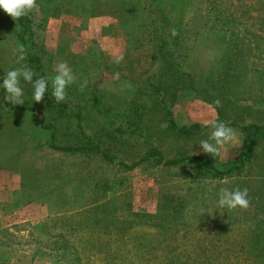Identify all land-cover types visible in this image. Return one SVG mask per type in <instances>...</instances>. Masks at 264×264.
I'll list each match as a JSON object with an SVG mask.
<instances>
[{"label":"rangeland","instance_id":"obj_1","mask_svg":"<svg viewBox=\"0 0 264 264\" xmlns=\"http://www.w3.org/2000/svg\"><path fill=\"white\" fill-rule=\"evenodd\" d=\"M167 1L173 18L188 28L185 69L196 78V92L208 89L211 100L225 97V104L219 105L233 114L234 118L225 119L236 131L239 144L225 145L217 157L202 151L199 142L208 140L212 131L205 125L221 121L220 115L216 104L204 99L203 93L201 98L184 87L169 103L180 125L199 130L191 137L166 132L160 120L163 116L145 105L137 110V121L132 125L139 131H133L127 122L123 123L124 131L112 130L111 121L121 119L116 115L135 109L139 90L146 92L137 103L153 104L152 89L144 88L148 82L133 84L134 76L126 79L120 75L131 74V66L140 77L150 67L148 43L132 52L131 34L142 25L141 17L124 15L119 0H36L33 12L40 27L32 50L42 57L50 81L56 74L55 65L68 64L75 77L68 87L76 89L72 94L88 108L80 129L75 118L48 110L25 90L24 103L19 105H36L42 110L47 117L44 124L57 128V145L81 146L86 136L96 138L116 162L106 161L97 150L52 149L47 144L50 130L42 127V116L37 112L0 109V264H72L74 251L81 256L80 264H144L151 247L177 243L171 236L186 229L187 248L198 249L203 232H208L206 240L213 250L233 248V242L249 244L254 223L264 219V133L253 135L246 145L253 129L245 126L263 123L264 112L248 113V107V112L235 114L245 105L259 108L255 101L264 100V0ZM211 9L221 12L222 17L232 12L236 26L219 27L209 15L201 17ZM10 28L0 15V84L7 71L24 68L18 54L13 53L21 43ZM226 29L227 33L222 32ZM233 29L242 54H220V37L225 34L227 42ZM121 55L123 60L116 63ZM103 67L107 71L99 69ZM226 69L230 74L224 76ZM84 81H90L91 86L81 91ZM5 95L0 88V99L5 100ZM150 148L163 152L166 159H196L177 165H164L155 157L141 161ZM245 152L243 168L233 170L223 180L197 175L206 158L224 170L237 166ZM139 161L131 169L121 163ZM237 187L248 189L249 207L218 208L219 190ZM180 202L187 205L184 219L173 223L161 224L159 218L135 215L155 216L167 203L177 206ZM235 218L242 222L233 221ZM164 237L168 240L161 244ZM115 252L123 257L115 259ZM158 253L163 256L162 251ZM225 258L227 263L252 260L231 253Z\"/></svg>","mask_w":264,"mask_h":264},{"label":"trees","instance_id":"obj_2","mask_svg":"<svg viewBox=\"0 0 264 264\" xmlns=\"http://www.w3.org/2000/svg\"><path fill=\"white\" fill-rule=\"evenodd\" d=\"M78 1L81 2V0ZM165 1L167 0H119V2L122 3V5L119 6L126 12L124 15L129 16L130 19H140L141 17L142 25H139V28L136 29L137 32L135 34H131V45H133L132 52L133 50L135 52V50L138 47L142 46L144 43H148L149 48H147L146 54H148L150 62V67L145 71H142L140 73V77L136 76L137 72L131 69V66V74L121 73L120 75L122 77H125L126 79L129 78V75L134 76L132 82L133 84L141 83L143 82L142 80L148 82L145 84L144 88H146L147 90L149 88L152 89L151 96L153 98V104L150 106H147V104L145 103L138 104L137 102H140V99L142 98V96L145 95L146 92L143 89L139 90L138 95L134 98L135 109L129 108L126 109L123 114L116 115V117H120L121 119L117 121L114 119L111 121V126L113 127L112 130L115 129V131H124L122 126L124 122H127L129 123V126L133 127V131H139V128H137V126L132 125L135 124L134 122L137 121V110L145 105L146 107H150L151 111H156L163 116L160 120L165 123L166 132H173L184 137H191L196 131L199 132V130H194L190 126L180 125L175 120L174 112L171 107V102L169 103V99L175 98V96L177 95V91L183 87L186 92H189L191 94L192 92L199 95L200 93H203V98L212 101L213 104H216L215 101L217 100H219L221 104H225L224 102H222L226 100L224 96H218L215 98V100H211L213 97L208 96V89L196 92L195 87L193 85L194 82H196V78L191 74V72L185 69L187 59L186 54H189L186 52L187 38H185L188 32V28L184 27L181 21L179 22L178 20H175L173 18V10H171L169 6H167ZM0 15L2 19L11 26L10 29L18 37L19 42L25 46L26 53L25 59L22 60L23 66L30 68L34 72L33 80L38 79L40 77L48 78L47 73L44 69L42 57L37 55V52L32 50V45L35 43V41H37V29L40 27V23H38L39 19L35 17V13L31 11L27 15L19 18L17 21L11 18L6 12H4L3 9H0ZM208 15L209 20H213L215 25L219 27L228 26L229 29L232 25L236 26L233 22L236 20H234V14L232 12H230L229 16L222 17L221 12H216L215 10L211 9L206 13V15H201V17L206 18ZM222 32L227 33V29L223 30ZM173 33H175V35H173ZM234 34L237 33L233 29L231 34L227 35V37L230 38V40H228L227 42H225L227 39L225 37V34L223 35V37H220L223 44V50L222 52H220V54H242L243 49L239 47L240 40L236 39ZM130 56L131 55L129 54V57ZM230 65L231 64H229L227 67H229ZM99 69L102 70V72L107 71V67ZM147 70L151 71L147 72L146 76L142 79L144 73ZM228 74H230V72L228 69H226L224 72V76H227ZM235 74L237 76L241 75L240 73ZM21 82L23 84V86L21 84L22 89L29 94H33L34 90L32 84L24 81L23 78ZM89 86H91L90 81H88L86 84V87ZM67 89L68 90H66V100L60 103H56L51 95L52 86L51 81L49 80L48 89L45 92L44 98L40 103L44 104L48 110L55 111L57 113H64L69 117L75 118L77 120L78 126L81 129L83 116L85 114L86 109L88 108V104L82 103L79 97L72 94V92L76 89L70 87H67ZM90 97L91 96H89L88 98ZM199 97L202 98L201 95ZM158 99H160V103H158ZM255 102L260 104L259 108H252L251 106L245 105L241 107V112L235 115L240 116L243 112H248V107L250 108V111L248 113H263L264 100ZM216 106L217 111L220 115L219 118L222 122L226 123L225 117L234 118L233 114H230L226 108H222L220 105L217 104ZM0 109H6L9 111L30 110L37 112L40 116H42L40 118V120L42 121V127L44 129L50 130L49 136L47 138V144L52 147V149L71 152H88L97 150L101 153L103 159H105L106 161L116 162L113 155H111L107 150L102 149V144L100 140L95 141L96 138H90L86 136L87 141L83 142L81 146L57 145L55 142L57 128L53 125L44 124V119H46L47 117L42 113V110H40L36 105H13L8 101L0 99ZM143 116L144 115L141 114V117ZM245 127L253 129V131L245 139L246 145L248 144L249 139L253 135L259 134L261 132L264 133V122H252L250 124H247ZM247 154L248 153L245 152L241 155L242 157L239 158L240 162L237 166L224 170L213 166L210 161L206 158L204 168H199L197 170V175L203 177L207 176L212 179L223 180L229 177L230 173L233 170L243 168L242 164L244 163V160L247 159L244 156ZM151 157H155L159 163L165 162L164 165H177L186 160L196 159V157L194 156H184L183 158L166 159L163 152H161L157 148H150V150H148V152L142 158L141 161L150 159ZM121 163L131 169L137 164H139L140 161L132 165L125 164L124 162ZM207 169L210 172H208ZM173 205L167 203L165 210L155 216L140 213L135 215L138 218H159L161 220V224H169L173 223L174 221L184 219V213L185 209L187 208V205H182L181 202L177 206ZM181 213L183 214V216L181 215ZM251 220L256 219L251 218ZM233 221H238L240 223L242 222V220H239L238 218H235V220ZM254 224L255 226L253 230L250 231L251 235L249 237L250 242L248 245L239 242L234 244L233 242L231 243V246L233 248L220 246L222 247L221 249L213 250V247L211 246L210 242L206 240L207 236L209 235L208 232H203L204 237L198 240V243L203 240L199 248H187L186 241L189 240V232L188 229H186L183 230V233L177 232L173 234V236H171V239L173 241H177V243H167L162 245L160 248L153 246L151 247L152 250L148 251V253H150L149 256L145 257L143 254L141 255L144 256V258L146 259V262L144 264H264V219H257ZM186 225L187 223L184 222L183 226ZM227 225H230V222H228ZM167 240L168 238L164 237L160 240V243L163 244L164 241L167 242ZM182 240L183 242L180 243V241ZM158 251H162L163 256H161ZM228 253H231L235 257H245L247 259L250 258L252 260H248L247 262L242 263H227V258H225V254ZM115 256V259L117 257L122 258L123 254H121L120 252H115ZM80 257V254L77 251H74L72 258H70V260L73 261L72 264H80ZM162 257H164V259H162ZM196 257H200L201 260L197 261Z\"/></svg>","mask_w":264,"mask_h":264},{"label":"clouds","instance_id":"obj_3","mask_svg":"<svg viewBox=\"0 0 264 264\" xmlns=\"http://www.w3.org/2000/svg\"><path fill=\"white\" fill-rule=\"evenodd\" d=\"M36 8V0H0V9H3L11 18L18 20L22 16L27 15ZM175 35V33H173ZM14 54H18V60L25 59L26 49L23 44H18L13 49ZM123 60V56L116 58V63H120ZM55 75L51 77L52 92L51 95L56 103H60L66 100V89L75 80L71 68L66 62H60L55 65ZM34 72L27 67L22 69H14L7 71L3 83L0 84V88L6 91L5 100L13 105L23 104V89L20 87V79L32 84L33 87V101L41 102L44 98V94L48 89L49 78L40 77L33 80ZM119 78V74H116ZM87 81L80 86V90L83 91ZM217 105L220 101H215ZM212 131L208 140H202L199 142L202 151L207 154H211L217 157L221 154V150L225 145H238L239 137L236 131L228 126L225 122L217 121L211 123ZM212 141V142H209ZM195 154V153H194ZM218 208L234 209L236 207L247 209L250 205L248 198V189L241 190L239 187L235 189L221 188L218 193Z\"/></svg>","mask_w":264,"mask_h":264}]
</instances>
